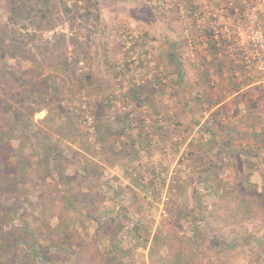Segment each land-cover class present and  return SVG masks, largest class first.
I'll return each instance as SVG.
<instances>
[{
  "label": "rangeland",
  "instance_id": "rangeland-1",
  "mask_svg": "<svg viewBox=\"0 0 264 264\" xmlns=\"http://www.w3.org/2000/svg\"><path fill=\"white\" fill-rule=\"evenodd\" d=\"M66 1L0 57V264H264V0Z\"/></svg>",
  "mask_w": 264,
  "mask_h": 264
},
{
  "label": "trees",
  "instance_id": "trees-1",
  "mask_svg": "<svg viewBox=\"0 0 264 264\" xmlns=\"http://www.w3.org/2000/svg\"><path fill=\"white\" fill-rule=\"evenodd\" d=\"M78 1H87V0H74V2H78ZM9 7H10L9 21L11 20V23L15 25V28H12L11 30L12 32H14L13 36L16 35L17 29L22 30V28H25L24 21H27L32 26H34L35 32L44 31L54 28L56 23H59L64 17H66L68 20L71 19L75 21L76 14L74 15V12L78 13V9L76 7H72L66 0H9ZM8 30L9 29L7 26V29L4 28L1 33L0 57L3 59L9 56L19 58V55L25 53L22 50L24 40L22 36L20 38H18L17 36L13 37L11 45L14 48V50L13 52L9 53V50L7 49L8 48L7 37L9 34ZM52 53L55 52L52 50ZM25 59H29V58L25 56ZM22 60L23 58L21 56V61ZM57 65L58 66L63 65L64 71L68 72L69 68H65L66 66H69V62L67 60L65 62H60V64L58 63ZM71 71H73L72 68ZM15 113H16L15 114L16 117L20 121H23L22 112L16 111ZM30 113L33 115V113H35V110H31ZM254 198H256V195H254Z\"/></svg>",
  "mask_w": 264,
  "mask_h": 264
},
{
  "label": "built area",
  "instance_id": "built-area-1",
  "mask_svg": "<svg viewBox=\"0 0 264 264\" xmlns=\"http://www.w3.org/2000/svg\"><path fill=\"white\" fill-rule=\"evenodd\" d=\"M258 1V3H259V6L260 7H262L263 6V4H262V0H257ZM260 42H261V44H264V40H260ZM108 174V173H107Z\"/></svg>",
  "mask_w": 264,
  "mask_h": 264
}]
</instances>
